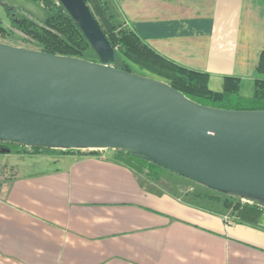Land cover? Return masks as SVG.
I'll use <instances>...</instances> for the list:
<instances>
[{"label":"crops","instance_id":"obj_1","mask_svg":"<svg viewBox=\"0 0 264 264\" xmlns=\"http://www.w3.org/2000/svg\"><path fill=\"white\" fill-rule=\"evenodd\" d=\"M157 53L253 90L264 0H111ZM250 85V87H249ZM0 163V264H264L261 226L231 222L96 153H15Z\"/></svg>","mask_w":264,"mask_h":264},{"label":"water","instance_id":"obj_2","mask_svg":"<svg viewBox=\"0 0 264 264\" xmlns=\"http://www.w3.org/2000/svg\"><path fill=\"white\" fill-rule=\"evenodd\" d=\"M58 1L104 59L0 41V140L130 150L264 207V110L204 105L164 79L116 68L87 1Z\"/></svg>","mask_w":264,"mask_h":264},{"label":"trees","instance_id":"obj_3","mask_svg":"<svg viewBox=\"0 0 264 264\" xmlns=\"http://www.w3.org/2000/svg\"><path fill=\"white\" fill-rule=\"evenodd\" d=\"M98 1L112 22V29L109 31L100 24L113 49L108 63L130 73L164 79L188 98L204 105L235 110H264V51L257 67L260 76L254 79L249 96L244 94L243 81L237 76H225L222 89L214 90L210 86L211 76L208 72L188 68L157 53L126 24L111 0ZM0 4L6 11L5 17H0V35H15L23 42L50 53L103 61L104 58L97 52L79 23L58 0H46L51 12L42 20L34 19L28 11L3 0H0ZM0 148V152L11 153L98 152L28 147L4 140H0ZM112 150L118 160L144 175L155 191L169 193L187 204L221 215L231 222L261 226L264 207L244 202L237 196L201 183L141 153L125 149Z\"/></svg>","mask_w":264,"mask_h":264},{"label":"rangeland","instance_id":"obj_4","mask_svg":"<svg viewBox=\"0 0 264 264\" xmlns=\"http://www.w3.org/2000/svg\"><path fill=\"white\" fill-rule=\"evenodd\" d=\"M3 1L28 11L30 13V16H32L36 20L44 19L51 12V7L47 6L46 0H3ZM48 1L55 2V0H48ZM87 1H88V5L90 6L91 10L94 12L100 24H102L107 31L111 30L112 22L107 16L106 12L103 10L99 1L98 0H87ZM5 14L6 11L4 7L0 4V17H5ZM0 41L15 46H23V47L39 49L31 43L23 42L22 40L18 39L17 36L12 34L6 36L0 35ZM243 88H244V94L246 96H249L252 93V89H249L248 85H245ZM83 151H90V150L85 149ZM14 155L15 153H11V152H0V163L13 162L16 159Z\"/></svg>","mask_w":264,"mask_h":264},{"label":"built area","instance_id":"obj_5","mask_svg":"<svg viewBox=\"0 0 264 264\" xmlns=\"http://www.w3.org/2000/svg\"><path fill=\"white\" fill-rule=\"evenodd\" d=\"M241 200H242V199H241ZM242 201L246 202L245 200H242ZM226 221H227L228 223H231V221L228 220L227 218H226Z\"/></svg>","mask_w":264,"mask_h":264}]
</instances>
